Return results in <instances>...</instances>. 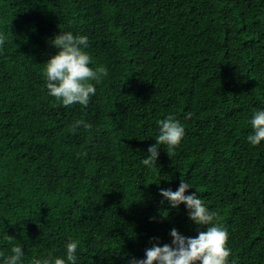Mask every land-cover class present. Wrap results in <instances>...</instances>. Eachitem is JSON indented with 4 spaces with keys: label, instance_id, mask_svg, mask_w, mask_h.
I'll return each instance as SVG.
<instances>
[{
    "label": "trees",
    "instance_id": "trees-1",
    "mask_svg": "<svg viewBox=\"0 0 264 264\" xmlns=\"http://www.w3.org/2000/svg\"><path fill=\"white\" fill-rule=\"evenodd\" d=\"M60 31L87 36L90 67L108 71L87 106L48 95ZM0 34V264L17 245L22 264L66 259L70 240L76 264H128L172 228L195 237L186 205L160 195L182 179L227 229L230 264H264V141H247L264 110V0H0ZM169 115L185 135L149 169Z\"/></svg>",
    "mask_w": 264,
    "mask_h": 264
},
{
    "label": "clouds",
    "instance_id": "clouds-1",
    "mask_svg": "<svg viewBox=\"0 0 264 264\" xmlns=\"http://www.w3.org/2000/svg\"><path fill=\"white\" fill-rule=\"evenodd\" d=\"M6 40L7 37L0 34V47ZM51 41V46L57 51L45 62L43 75L48 95L61 101L66 107L76 103L87 106L96 94L93 82L99 83L103 77H106L107 69L103 66L90 67L92 58L86 51L89 47L87 36L74 35L71 31H60V34ZM190 116L189 113L186 118ZM250 124L252 133L247 136V141L257 146L264 141V110H253ZM79 126L86 129L92 127L84 120H77L71 126V130L75 132ZM158 127L156 143L148 148L147 157L141 160V164L149 169L157 166L158 150L161 146L166 148L171 158L185 135V128L173 115L159 120ZM191 188L192 186L182 179L176 191L170 188L161 189L160 195L171 208H178L181 204L186 205L189 219L197 226L198 235L184 236L176 228H172L169 233L171 244L160 246L158 238L154 237L150 241L152 246L145 249V258L133 257L128 264H230L229 257L232 253L227 246L229 240L227 229L220 226L217 213L206 207L203 199L198 198L195 192L186 195ZM164 200L161 201L162 204ZM78 246L79 241L70 240L66 244V259L33 258L30 264H76ZM10 253L5 258V264H22L24 252L21 246H13Z\"/></svg>",
    "mask_w": 264,
    "mask_h": 264
}]
</instances>
